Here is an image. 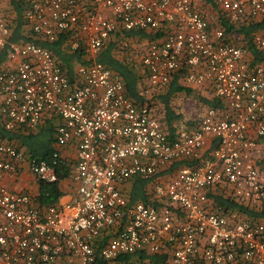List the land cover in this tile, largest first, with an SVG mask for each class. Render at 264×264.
Returning <instances> with one entry per match:
<instances>
[{
  "label": "built area",
  "instance_id": "1",
  "mask_svg": "<svg viewBox=\"0 0 264 264\" xmlns=\"http://www.w3.org/2000/svg\"><path fill=\"white\" fill-rule=\"evenodd\" d=\"M16 1L34 40L61 39L82 60L69 75L50 49L11 41L0 11L1 126L30 135L55 121L49 159L0 138V264H264V219L250 221L212 197L264 210V61L252 63L225 40L200 0ZM215 3L218 19L237 27L264 22V0ZM133 29L152 34L129 42L138 99L98 60L116 32ZM253 42L264 55V30ZM183 68L179 83L221 106L202 102L191 121L179 116L171 128L158 95ZM70 145L72 157L62 153ZM22 170L38 183L62 177L73 194L34 206L3 179ZM132 177L149 181V202L125 195ZM138 252L162 260L129 258Z\"/></svg>",
  "mask_w": 264,
  "mask_h": 264
},
{
  "label": "trees",
  "instance_id": "2",
  "mask_svg": "<svg viewBox=\"0 0 264 264\" xmlns=\"http://www.w3.org/2000/svg\"><path fill=\"white\" fill-rule=\"evenodd\" d=\"M16 1V0H15ZM14 1L15 6L18 8V17H17V25L14 29L12 36L10 37L11 41H23L29 42L34 41L36 44H39L43 47L50 49L54 54H56L64 67L67 68L68 74L71 75L70 71L72 70L73 62L79 63L82 60V56L79 52H67L63 50V40L59 39L55 42H47L34 40L30 33L24 35L22 34L21 26L24 24L22 14H21V4ZM201 2L208 3L212 7L216 8L215 0H200ZM218 25L224 30V37L228 42H233L232 38H230L233 31L238 32L243 35L245 41V48L247 51L251 52L253 57H251L252 63H259L264 61V55L257 48V46L253 42V35L255 31L259 28H264V22H249L244 26L237 27L235 24L221 19H218ZM152 34L148 31L141 29H133V30H121L118 31L112 36L109 42L106 44L105 48L99 53L98 60L104 63L107 67L112 69L115 73H117L124 84L125 92L128 96L138 99V84L140 82L141 75L139 71L131 64V61L127 56H119L117 55L118 51L121 50L122 42L125 41L126 45L129 44L130 40L137 37L141 39H145L151 37ZM230 38V39H229ZM5 56V49L0 53V63L1 60ZM186 71V68H183L178 73L174 74L172 80L169 84V87L162 94L158 95V99L164 104L166 109V123L169 127L173 125L174 120L179 116L175 113L173 107V99L179 93L189 94L191 92L190 88H185L179 83V78L182 76L183 72ZM203 103L207 104L210 107H220V102L215 99H203L201 98ZM172 101V104H171ZM47 131L45 134L41 133V128H39L38 132L22 137V144L26 151L30 156H34L37 158H45L49 159L51 152L53 150V142H54V130L53 127H47ZM20 135V134H19ZM17 133L7 131L2 126H0V138L4 140H11L14 137L19 136ZM22 136V135H21ZM133 178V177H132ZM130 178V179H132ZM62 179V177H60ZM60 179L57 182L53 183H39V194H38V202L39 205H53L55 204L59 197L62 195V191L60 189ZM129 179V180H130ZM146 180V179H145ZM145 185L146 181L142 179H136L131 187V190L128 192L127 197L131 201H144L149 202L145 193ZM214 201L220 205L225 210L235 211L250 221L261 220L264 219V210H252L242 205H239L233 199L229 197H225L223 195H212ZM38 205V206H39ZM162 256L160 255H147L145 253H135L130 255L129 258L134 259H149L151 262H159L162 260Z\"/></svg>",
  "mask_w": 264,
  "mask_h": 264
},
{
  "label": "crops",
  "instance_id": "3",
  "mask_svg": "<svg viewBox=\"0 0 264 264\" xmlns=\"http://www.w3.org/2000/svg\"><path fill=\"white\" fill-rule=\"evenodd\" d=\"M14 1L15 0H0V11L3 14V16H5V18L7 19L8 23L10 25V37L12 36L14 29L16 28L17 17H18L17 16L18 15V8H17V6H15ZM21 11H22V9H21ZM218 16H219L218 12L216 10H214L215 22L218 21ZM257 22H261V21H257ZM257 22H255V23H257ZM21 30H22V34L25 35L27 31H26L24 24L21 26ZM261 30H264V28L257 29L255 31V34L261 33ZM230 38H232V40L234 39V43L236 45L238 44L239 46L245 47V41H244L242 34L233 31ZM5 54H6V51H5ZM251 57H253V55L251 52L248 51V58L250 59ZM4 62H5V56L1 60L0 65L3 64ZM204 99H207V98H204ZM175 104H176V102H175ZM176 105L181 106V108H184L185 103H183V104L177 103ZM220 106H221V104H220ZM177 119H178V117L174 120L173 124L177 121ZM54 123H55V121H44L43 124L39 127V128H41V131L38 134H41V133L45 134V131H47V129H49L47 127H49V126L53 127ZM0 126H1V123H0ZM25 136H27V135L20 134L19 136L14 137L9 141L12 142L17 147L24 148L21 138L25 137ZM62 153L66 156L72 157L74 154L73 146H71V145L67 146L66 148L63 149ZM182 163L183 162H176V163L172 164V166L167 167V169L164 172L167 174H171ZM3 179H4L6 185L8 186V188L10 190L29 194L32 197L33 205L34 206L39 205V202H38L39 183L35 180L33 175L31 173H29L27 170H22L18 174H7V173H5V174H3ZM136 179H142V180L146 181V185H145L144 190H145L147 199L149 200L150 199V197L148 196V191L150 189L149 181L145 180L143 178L133 177L132 179L128 180L122 186L123 191L125 192V194L128 195L129 194L128 192L131 190L132 184ZM60 189L62 191V196L59 197L58 201L66 200L70 197V195L73 194V187L69 181H66V180L60 181ZM39 206H41V205H39ZM1 221H2V217L0 215V222Z\"/></svg>",
  "mask_w": 264,
  "mask_h": 264
},
{
  "label": "rangeland",
  "instance_id": "4",
  "mask_svg": "<svg viewBox=\"0 0 264 264\" xmlns=\"http://www.w3.org/2000/svg\"><path fill=\"white\" fill-rule=\"evenodd\" d=\"M202 3H203L202 8L207 12V17L209 18L211 25L215 26L216 22H215L213 7L208 3H204V2H202ZM233 42H234V39H233ZM130 44L128 45L129 47H127V48L125 45H123L124 49L119 50L117 55H119V56L129 55L132 52L133 47L136 46V44H133V43L131 45ZM186 95H187L188 99H182L181 97H178V96L174 97L173 107L175 106V110H177V112L180 114V115L178 114L179 116H188V118H190V121H191L192 116L194 115L195 111L199 108L200 104L202 103V100H200L199 99L200 97L197 96L196 93H194V92L193 93L190 92L189 94H186ZM175 102H176V104L177 103H182V104L185 103L184 108H181V106H177L175 104ZM171 104H172V101H171ZM188 121H189V119H188ZM171 128H172V126H171Z\"/></svg>",
  "mask_w": 264,
  "mask_h": 264
}]
</instances>
